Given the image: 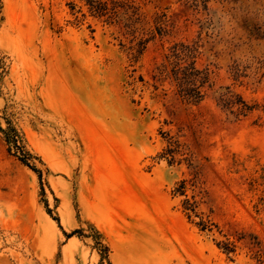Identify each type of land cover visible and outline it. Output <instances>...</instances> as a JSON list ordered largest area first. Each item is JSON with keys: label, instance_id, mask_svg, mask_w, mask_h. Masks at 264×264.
Here are the masks:
<instances>
[{"label": "rangeland", "instance_id": "obj_1", "mask_svg": "<svg viewBox=\"0 0 264 264\" xmlns=\"http://www.w3.org/2000/svg\"><path fill=\"white\" fill-rule=\"evenodd\" d=\"M99 1L0 0V127L39 171L0 132V264H264V0ZM197 37L192 104L154 75Z\"/></svg>", "mask_w": 264, "mask_h": 264}, {"label": "trees", "instance_id": "obj_2", "mask_svg": "<svg viewBox=\"0 0 264 264\" xmlns=\"http://www.w3.org/2000/svg\"><path fill=\"white\" fill-rule=\"evenodd\" d=\"M88 4L94 10L103 12L106 8L104 3L99 0H87ZM202 44L199 37L191 41H177L164 54L162 62L156 66V74L154 77L161 82L168 81L172 86V91L182 101L187 103L197 104L201 102L207 91L211 88L210 74L208 66L200 67L198 59L202 53ZM130 49H134L133 47ZM141 49L131 51V58H135L136 53ZM232 75L236 78L239 76L238 68L232 66ZM142 80V77H140ZM223 90L218 92L216 96V104L221 110L232 115L235 120L241 119L251 113L255 108V104H250L241 94L234 91L230 86H225ZM0 132L3 134V140L7 145L8 151H13L18 155L20 161L30 166L34 171L39 172L33 165H29L28 160L31 155L24 149L21 143V137L16 128L6 122L5 128L0 127ZM184 181H181L177 191L183 192ZM193 211V207L190 208ZM199 224V223H198ZM201 230H211V224L207 221H200ZM76 230L66 234L71 236ZM229 251L228 249H225Z\"/></svg>", "mask_w": 264, "mask_h": 264}, {"label": "bare ground", "instance_id": "obj_3", "mask_svg": "<svg viewBox=\"0 0 264 264\" xmlns=\"http://www.w3.org/2000/svg\"><path fill=\"white\" fill-rule=\"evenodd\" d=\"M112 260L114 261L115 264H118L115 254L112 255Z\"/></svg>", "mask_w": 264, "mask_h": 264}]
</instances>
